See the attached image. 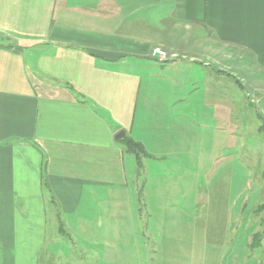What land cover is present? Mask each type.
Segmentation results:
<instances>
[{
    "label": "crops",
    "instance_id": "crops-1",
    "mask_svg": "<svg viewBox=\"0 0 264 264\" xmlns=\"http://www.w3.org/2000/svg\"><path fill=\"white\" fill-rule=\"evenodd\" d=\"M224 77L264 99V0H0V264L62 261L56 222L127 186L124 140L162 160Z\"/></svg>",
    "mask_w": 264,
    "mask_h": 264
},
{
    "label": "rangeland",
    "instance_id": "rangeland-1",
    "mask_svg": "<svg viewBox=\"0 0 264 264\" xmlns=\"http://www.w3.org/2000/svg\"><path fill=\"white\" fill-rule=\"evenodd\" d=\"M235 84L182 94L162 160L122 144L127 186L86 188L92 203L56 222L58 264H264V99Z\"/></svg>",
    "mask_w": 264,
    "mask_h": 264
},
{
    "label": "trees",
    "instance_id": "trees-1",
    "mask_svg": "<svg viewBox=\"0 0 264 264\" xmlns=\"http://www.w3.org/2000/svg\"><path fill=\"white\" fill-rule=\"evenodd\" d=\"M124 143L126 144L128 151L136 154L137 157H139L140 154L144 155V153L146 152L144 147L139 142H136L133 139L126 138L124 140Z\"/></svg>",
    "mask_w": 264,
    "mask_h": 264
},
{
    "label": "built area",
    "instance_id": "built-area-1",
    "mask_svg": "<svg viewBox=\"0 0 264 264\" xmlns=\"http://www.w3.org/2000/svg\"><path fill=\"white\" fill-rule=\"evenodd\" d=\"M153 55L155 57H158L159 60H161V61H164V60H166L168 58L166 52H164V51H162L160 49H155L154 52H153Z\"/></svg>",
    "mask_w": 264,
    "mask_h": 264
},
{
    "label": "water",
    "instance_id": "water-1",
    "mask_svg": "<svg viewBox=\"0 0 264 264\" xmlns=\"http://www.w3.org/2000/svg\"><path fill=\"white\" fill-rule=\"evenodd\" d=\"M120 136H122V138L124 139V138H125V133L122 132V133L119 135V137H120Z\"/></svg>",
    "mask_w": 264,
    "mask_h": 264
}]
</instances>
